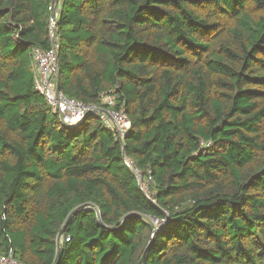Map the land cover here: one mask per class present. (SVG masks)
Returning <instances> with one entry per match:
<instances>
[{
  "label": "trees",
  "instance_id": "1",
  "mask_svg": "<svg viewBox=\"0 0 264 264\" xmlns=\"http://www.w3.org/2000/svg\"><path fill=\"white\" fill-rule=\"evenodd\" d=\"M54 45L66 96L117 88L122 143L98 116L61 126L35 91L32 50ZM0 252L264 264V0H0Z\"/></svg>",
  "mask_w": 264,
  "mask_h": 264
},
{
  "label": "built area",
  "instance_id": "2",
  "mask_svg": "<svg viewBox=\"0 0 264 264\" xmlns=\"http://www.w3.org/2000/svg\"><path fill=\"white\" fill-rule=\"evenodd\" d=\"M57 47L54 45L49 50H41L38 47L33 48L31 53V60L34 69V89L42 97H45L48 106L52 113L57 114L60 124L66 128L76 127L86 116H98L103 125L113 130L116 139L122 143L129 132L130 123L127 119L123 106L118 105L120 95L117 88L114 87L108 92L100 93V104L89 105L79 100H75L66 96L62 91L57 89L56 74L58 71L57 65ZM123 162L126 167L132 171L138 181L139 189L145 194H149L150 184L154 182L147 171L143 175L135 164L123 156ZM154 224L162 225L163 221L152 220ZM69 236H65L64 240L68 241ZM62 240L58 239L61 243ZM0 264H22L12 253L0 252Z\"/></svg>",
  "mask_w": 264,
  "mask_h": 264
},
{
  "label": "water",
  "instance_id": "3",
  "mask_svg": "<svg viewBox=\"0 0 264 264\" xmlns=\"http://www.w3.org/2000/svg\"><path fill=\"white\" fill-rule=\"evenodd\" d=\"M55 21H56V12L53 11L52 19H51L52 29H53V27H54ZM52 31H53L52 33L54 34V29H53ZM57 68H58V71H57V74H56L55 79H56V84H57V89H58V87H59V86H58V84H59V79H58V77H59V65H57ZM86 117H87V116H86ZM86 117H84V119H85ZM83 207H84V205H80V207L76 208V209L70 214L68 220L72 217V215H73L77 210H79V209H81V208H83ZM64 226H65V224H64ZM58 243H59L58 255H60V251H61V249H60V242H58ZM144 255H145V254H143V255L140 257V259L138 260L137 264H143L142 262H143V260H144Z\"/></svg>",
  "mask_w": 264,
  "mask_h": 264
},
{
  "label": "rangeland",
  "instance_id": "4",
  "mask_svg": "<svg viewBox=\"0 0 264 264\" xmlns=\"http://www.w3.org/2000/svg\"><path fill=\"white\" fill-rule=\"evenodd\" d=\"M152 220H154V219H152Z\"/></svg>",
  "mask_w": 264,
  "mask_h": 264
}]
</instances>
